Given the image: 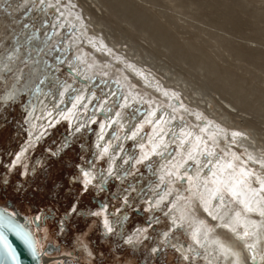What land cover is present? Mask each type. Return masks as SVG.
Instances as JSON below:
<instances>
[{"label":"rangeland","instance_id":"rangeland-1","mask_svg":"<svg viewBox=\"0 0 264 264\" xmlns=\"http://www.w3.org/2000/svg\"><path fill=\"white\" fill-rule=\"evenodd\" d=\"M94 1L53 0V6L42 18L34 10L37 2L16 10L8 4L12 0H0V50L19 43L14 36L22 37L23 31H29L27 35L32 38L36 32L54 30L51 22L58 7L70 15L77 9L87 33L97 34L99 39L105 37L109 50L117 42L116 50L110 54L113 58L121 56L122 60L109 63L104 69L106 77L118 76L121 69L125 70L121 67L123 60L128 59L125 50L132 47L127 53L144 57L151 66L168 67L172 78H183L191 95L192 89L198 90L199 94L192 95L199 98L198 103L204 105L209 97L218 112V102L232 110L219 98L223 97L242 107L243 111H238L241 117L232 116L229 125L222 124L225 130L230 126L233 132H254L256 138L264 139V0ZM83 21L88 23L84 25ZM61 47L62 43L56 40L40 52L21 45L19 66L26 70L35 57H44L47 68L56 64L54 69L61 78H71L62 65L63 58H58ZM26 53L33 55L28 62ZM4 76L0 77V96L5 79L9 82V76ZM161 79L156 77L160 84ZM136 85L138 90L140 86ZM91 90L101 95V82L92 85ZM25 100L24 94L5 104L0 99V208L14 212L13 218L29 226L36 252L42 254H38V264H47L44 257L52 258L49 264H205L202 256L192 253L186 260L176 250L191 243L182 227L176 230L169 226L170 200L148 207L151 191L158 184L156 159L137 160L139 150L133 141L125 146L131 159L121 166L123 181L119 183L117 177L111 176L105 182L106 189H85L80 169L93 167L100 175L105 165V159L97 158L93 151L97 120L78 134H71L64 122L56 124L42 141L27 147L22 162L13 163L25 139ZM142 131L146 133V129ZM162 183L166 188L168 182ZM105 205L112 224L107 234L102 228L103 216L98 212ZM38 216V226L27 224Z\"/></svg>","mask_w":264,"mask_h":264},{"label":"bare ground","instance_id":"bare-ground-1","mask_svg":"<svg viewBox=\"0 0 264 264\" xmlns=\"http://www.w3.org/2000/svg\"><path fill=\"white\" fill-rule=\"evenodd\" d=\"M12 1L14 3L8 4L16 10L37 2L34 10L42 18L53 6V0ZM74 11L77 13L70 15L58 7L51 22L54 30L46 34L36 32L32 38L27 35L29 31H23L22 37L14 36L20 45L9 44L0 50V77L9 76L0 96L2 103L20 99L22 94L26 98L22 106L25 139L13 163L22 162L27 147L42 141L56 124L64 122L71 134H78L97 120L93 151L97 158L105 159V165L100 175L93 167L80 169L85 189L93 186L101 191V184L107 183L111 176L117 177L119 183L123 181L121 166L131 159L130 154L125 153V146L133 141L139 150L137 160L156 159L158 184L151 191L153 196L147 205L154 208L170 200L169 226L176 230L182 227L191 243L176 248L182 258L190 260L193 253L202 256L205 264H264V143L258 144L264 139L256 138L252 131L251 134L239 133L233 132V127L225 130L222 126L226 122L229 125L232 116L239 117L242 107L223 97L219 98L232 110L216 100L215 106L221 111L218 112L209 97L204 105L198 103L199 98L194 97L199 94L198 90L192 89L195 94L192 96L183 78H172L168 67L151 66L144 57L127 53L132 47L125 50L128 59L123 60L121 66L125 70L121 69L118 76L108 74L106 77L104 69L109 63L122 60L121 56L113 58L110 54L116 50L117 42L114 41L113 50H109L105 37L99 39L95 37L97 34L87 33V27L78 18V10ZM99 30L94 29L104 34ZM48 32L52 33L48 35ZM53 40L62 43L58 58H63L62 65L71 70L68 72L71 78H61L54 69L56 64L47 68L44 57L39 56L28 63L26 70L20 68L21 45L40 52ZM85 49L91 52L88 54ZM32 56L26 53V62ZM54 62L57 63L56 59ZM146 66L149 69H142ZM155 76L162 78L161 84ZM96 82L102 84L101 95L91 90ZM136 84L140 86L138 90ZM118 96L122 98L118 100ZM143 129H146L145 134ZM229 164L232 167H228ZM164 180L168 182L166 188L161 186ZM98 212L103 216L102 228L107 234L108 228H112L107 206L100 207ZM32 220L28 224L35 225ZM196 248H200V252ZM51 260L44 257L47 264Z\"/></svg>","mask_w":264,"mask_h":264},{"label":"snow or ice","instance_id":"snow-or-ice-1","mask_svg":"<svg viewBox=\"0 0 264 264\" xmlns=\"http://www.w3.org/2000/svg\"><path fill=\"white\" fill-rule=\"evenodd\" d=\"M30 10L31 9H29V11ZM121 98L122 97L120 96L117 97L118 100ZM233 135L237 136L240 134L233 133ZM228 167H232V165L229 164ZM85 175H87V173H85ZM88 182L91 183V181ZM214 198L222 199V197ZM73 210L75 211V209ZM205 211H207V209H205ZM14 216V212L9 213L6 208L0 209V264H10V262L11 264H19V255L12 243L9 241L7 233H11L13 236L28 244V246L35 251L34 241L31 239L30 234L23 228L22 225L15 222L13 219ZM37 220H39V217H37ZM105 227H108L107 222H105ZM108 230L111 231V228H108Z\"/></svg>","mask_w":264,"mask_h":264},{"label":"water","instance_id":"water-1","mask_svg":"<svg viewBox=\"0 0 264 264\" xmlns=\"http://www.w3.org/2000/svg\"><path fill=\"white\" fill-rule=\"evenodd\" d=\"M66 70L68 72H71V70L68 67L66 68ZM65 135L67 136L68 134H65ZM101 186L104 189L107 188V185L105 183H102ZM137 213L141 214L140 211H137ZM14 220H15L16 223L22 225L23 228L30 234L31 239L34 241V247H35L34 234L31 232V230L28 227V225L23 224L20 221H17L16 219H14ZM32 221H33V223L36 226H38L40 224L39 220L33 219ZM7 235H8L9 241L12 243L13 247L16 249V251H17V253L19 255V264H37V262H38V253L36 252V247H35V251H33L32 248L28 246V244L24 243L23 241H21L17 237L13 236L11 233H7ZM183 243L185 244V242H183ZM10 264H11V262H10Z\"/></svg>","mask_w":264,"mask_h":264}]
</instances>
